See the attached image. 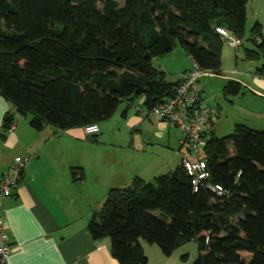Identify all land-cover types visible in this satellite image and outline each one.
<instances>
[{"label": "trees", "instance_id": "1", "mask_svg": "<svg viewBox=\"0 0 264 264\" xmlns=\"http://www.w3.org/2000/svg\"><path fill=\"white\" fill-rule=\"evenodd\" d=\"M248 1L0 0V95L37 132L100 125L140 97L151 110L182 82H168L153 60L179 44L201 69L219 73L216 28L243 41ZM256 76L264 79V68ZM241 89L230 81L225 94ZM202 156L223 195L194 192L182 164L152 182L135 177L93 214L92 239H110L119 264H149L142 240L167 257L196 240L193 264H264V131L238 124L217 138L213 130Z\"/></svg>", "mask_w": 264, "mask_h": 264}, {"label": "crops", "instance_id": "2", "mask_svg": "<svg viewBox=\"0 0 264 264\" xmlns=\"http://www.w3.org/2000/svg\"><path fill=\"white\" fill-rule=\"evenodd\" d=\"M160 66V71L166 74L165 65L160 63ZM191 68L192 64L180 80ZM201 79L199 89L204 101ZM241 81L237 82L244 85ZM252 83V92L264 97V79L255 76ZM11 105L0 95V178L15 158L26 157L30 161L14 194L1 200L12 244V253L5 264H119L111 254L110 239H92L89 222L95 212L102 210L110 190L129 186L135 177L152 182L173 172L170 157L164 159L162 154L149 150L143 138L139 145L134 136L151 128V123L156 125L157 132L167 131L169 125L144 117L141 111L146 109L145 97L132 104L125 103L121 115L116 117L121 127L114 140H108L105 135L98 138L104 130L102 124L100 133L91 137L83 129L58 131L47 127L37 132L27 118L15 122ZM119 110L120 107L113 117ZM251 111L257 114V120L264 122V110ZM10 117L16 123L13 131L4 125ZM218 117L216 113L206 138L215 131ZM184 152L181 138L176 152L181 164ZM142 246L146 255H153L162 263L165 257L154 245L142 243Z\"/></svg>", "mask_w": 264, "mask_h": 264}, {"label": "rangeland", "instance_id": "3", "mask_svg": "<svg viewBox=\"0 0 264 264\" xmlns=\"http://www.w3.org/2000/svg\"><path fill=\"white\" fill-rule=\"evenodd\" d=\"M117 1L123 2V0ZM247 16L248 19L242 41L243 46L239 50H236L227 43H224L221 53V71L219 73H208L209 76L202 77L201 79V83L204 87L203 98L205 103L215 109L216 113L219 114L215 127L217 138L231 136L237 124H249V127L255 128L256 130H263L262 128H264V125H262L264 122L257 120V114L254 112L258 110L263 112L264 97L252 92L254 89L252 78L257 75L259 70L264 68V48L259 47L257 41H255V38L264 41V0H249L247 5ZM247 51L255 52L258 57L256 59L253 57H246V59H244L241 55H245ZM157 59L158 60H154L153 62L154 68L161 70L160 63L164 64L167 72L166 80L170 83L179 81L183 72L192 64L186 51L179 44L170 54ZM238 80L245 82L244 85L243 83L241 84L242 89L239 95L234 96L225 94L227 84L230 81L237 82ZM260 98H262V100ZM11 107L16 123L20 119L25 120L24 117L16 112L14 106L11 105ZM124 108L125 103L123 102L120 105L117 116L101 123L104 130L98 138L105 135L108 140L115 139L114 135L117 133V129L121 127V124L117 123L116 117L121 115V111H123ZM251 110H253L254 114ZM27 119L28 121L30 120V118ZM156 121L157 120L154 122L156 123ZM146 123L150 124L149 121ZM105 127H109L107 131H105ZM149 127L151 128H148L147 131L143 130L142 134L138 135V133H134V136L137 137V141H139V145L142 144L141 140L143 138L146 145H149V150L162 154L164 159L166 156L168 158L170 157V166L173 168L172 170L175 171L181 164V157L176 154L182 138L181 131L176 127L169 126L167 131L157 132L155 131L156 125H152V123ZM121 132V139L124 140V130ZM160 133H162V135H160ZM207 139L209 140L210 136L207 137ZM185 150L187 149L185 148ZM156 214L159 215L158 212ZM142 242L146 243L143 240ZM154 246L155 249L161 253L160 248L157 245ZM198 250V242L194 240L176 249L171 256L167 257L164 255L163 257L165 258L162 263L153 255H150V257L147 255V257L149 259V264H193L197 260Z\"/></svg>", "mask_w": 264, "mask_h": 264}, {"label": "built area", "instance_id": "4", "mask_svg": "<svg viewBox=\"0 0 264 264\" xmlns=\"http://www.w3.org/2000/svg\"><path fill=\"white\" fill-rule=\"evenodd\" d=\"M216 31L221 35L224 43L236 50L241 48L242 41L226 29L217 27ZM208 73L209 71L201 69L192 61V68L185 73L174 97L151 110L146 108L141 112L146 118L156 119L181 131L182 147L187 149L182 153V166L191 180L194 192L206 188L218 195H223L222 186L209 183L210 172L202 156L206 146V133L216 115L215 109L203 101L199 89L200 78ZM15 127L16 123L13 122L10 130L13 131ZM83 131L86 136L91 137L100 133V127L98 124H93L84 127ZM29 161L30 159L26 157L15 158L10 169L0 178V261L2 264H5L10 257L12 244L7 232L1 200L14 194Z\"/></svg>", "mask_w": 264, "mask_h": 264}, {"label": "water", "instance_id": "5", "mask_svg": "<svg viewBox=\"0 0 264 264\" xmlns=\"http://www.w3.org/2000/svg\"><path fill=\"white\" fill-rule=\"evenodd\" d=\"M257 44H260V41H258ZM7 121H8V119L6 118V119H5V122H4V125L6 124ZM0 134H2V131H0Z\"/></svg>", "mask_w": 264, "mask_h": 264}]
</instances>
